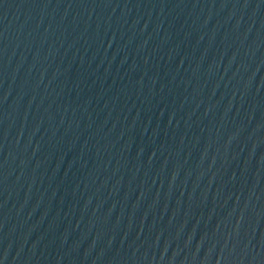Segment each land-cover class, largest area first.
<instances>
[{
  "label": "water",
  "instance_id": "95a60500",
  "mask_svg": "<svg viewBox=\"0 0 264 264\" xmlns=\"http://www.w3.org/2000/svg\"><path fill=\"white\" fill-rule=\"evenodd\" d=\"M0 264H264V0H0Z\"/></svg>",
  "mask_w": 264,
  "mask_h": 264
}]
</instances>
